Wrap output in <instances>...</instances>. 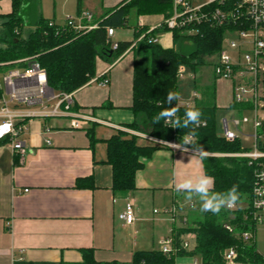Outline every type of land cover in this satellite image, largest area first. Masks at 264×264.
<instances>
[{
    "label": "crops",
    "instance_id": "1",
    "mask_svg": "<svg viewBox=\"0 0 264 264\" xmlns=\"http://www.w3.org/2000/svg\"><path fill=\"white\" fill-rule=\"evenodd\" d=\"M38 1L33 18L26 15V33L31 29L30 22L39 16L63 24L68 14L79 22L81 13L88 12L93 15L92 21L84 22L92 23L123 0H99L105 10L100 17L89 11L83 0H52L49 11ZM11 10L12 0H0V29L2 16ZM57 18L64 20L58 22ZM164 19L160 13L137 15L133 39L140 28L157 27ZM117 33L114 28L112 41L128 40ZM165 34L160 33L158 41L164 47H175L172 33ZM135 55L129 49L112 63L97 59L96 75L72 93V103L76 106L72 113L89 116L80 120L79 126H75L72 113L18 120V139L26 149L23 155L15 151L9 137L0 140V264H14L17 260L79 262L82 248H93L99 261L131 262L134 252L161 249V241L171 236L173 227L188 224L182 220L188 221V211L194 207L195 199L187 202L183 194L176 192L175 184L188 176L206 174L203 156L208 153L181 147L177 141L159 144L151 139L155 137L127 127L135 119L131 109ZM6 66L9 65L0 64V99L7 100L12 108L42 112L55 109L58 93L51 90L48 95L29 102L11 99L2 76L10 70L24 68ZM106 72L110 82L101 86L98 81ZM232 79L219 78L214 94L194 89L193 100L186 97L183 103L179 90L178 104L208 102L219 108L222 106L218 101L222 99L224 106H230L236 85ZM92 127L97 138L94 145L87 133ZM119 130L137 135L141 145H160L144 159L133 190L112 189L106 141ZM89 177L94 187L77 186L79 180ZM130 200L134 202L135 220L126 224L119 215ZM185 238L193 242L191 235ZM195 262L201 264L197 258L180 257L176 264Z\"/></svg>",
    "mask_w": 264,
    "mask_h": 264
},
{
    "label": "trees",
    "instance_id": "2",
    "mask_svg": "<svg viewBox=\"0 0 264 264\" xmlns=\"http://www.w3.org/2000/svg\"><path fill=\"white\" fill-rule=\"evenodd\" d=\"M28 1L12 0L11 12L2 16L0 64L26 68L30 62L36 61L45 70L47 83L55 93H73L96 75L98 58L112 63L132 49L136 54L131 106L135 119L127 127L184 145L183 137L192 131L191 128H173L165 120L154 123L153 118L162 110L172 107L178 109L176 116L181 119L186 109H198L201 122L205 121L206 124L194 128L192 142L187 146L213 153L203 156L205 173L214 177L212 190L224 193L236 186L239 199L235 208L225 207L219 213L201 212L192 219L191 224L173 227V252L165 253L161 249L138 250L134 252L131 262L99 261L94 256L93 248H82V259L79 262L32 263L17 260L14 264H176L180 257L197 258L201 264H228L225 253L229 248H234L237 253L234 259L236 263L264 264V256L257 251L254 237L247 239L243 235L244 232L254 234L260 222L252 207L255 165L246 157L215 155L249 149L238 136L228 140L217 132V105L208 102L180 105L178 101L169 105L166 102L168 92H179V66L184 65L196 71L204 63L202 56H213L221 52L224 34L234 31L235 26L203 22L192 34L181 28L168 29L162 26L147 32L149 27H143L135 32L133 40H120L117 48L113 49L108 27L127 26L128 14L132 8L137 15L160 13L166 18L172 12V0H123L92 22L96 27L91 29H76L66 22L60 24L39 16L30 22L31 29L26 33L25 6ZM143 32H146L144 38L138 40ZM163 32L172 33L175 47H164L159 41L152 40ZM238 105L240 104L232 102L231 106ZM61 106L64 107L65 103ZM69 109L75 110V104L71 103ZM87 133L94 145L97 138L93 127ZM138 140L137 135L119 130L106 141L113 190L135 189L136 174L144 167V159L160 147L157 144L141 145ZM77 186L95 185L89 177L79 180ZM225 224H231L233 230H228ZM187 235L192 236L193 242L186 240ZM184 242H188V246L184 247Z\"/></svg>",
    "mask_w": 264,
    "mask_h": 264
},
{
    "label": "built area",
    "instance_id": "3",
    "mask_svg": "<svg viewBox=\"0 0 264 264\" xmlns=\"http://www.w3.org/2000/svg\"><path fill=\"white\" fill-rule=\"evenodd\" d=\"M172 0V12L166 17L157 27H166L168 29H185L187 33L192 34L196 32L198 25L203 22H212L218 24H230L235 26L234 31L243 38L252 37V49L244 55L245 62L241 61L236 65L232 63L231 56L226 49H222L219 53V59L214 67V72L219 78L230 79L238 72L241 77L246 73L250 74L252 84L235 85L233 92V101L236 103H253L256 111L254 118V127L256 129L255 141L252 149L238 153H216L217 156H237L246 157L250 159V163L255 165L254 184L252 207L255 211V217L262 222L264 220V141L261 139L260 130L263 129L264 120L259 116L257 107L258 89L257 83L259 81L260 64L264 63V39L259 32V29L264 26V0ZM81 21H75L74 16L68 15L65 21L68 25L76 29H91L96 27L95 24L85 23L91 22L93 15L88 12L81 13ZM149 28L147 32L154 28ZM108 36L111 38L114 34V28L108 27ZM146 32L140 34L138 40L144 38ZM159 37V36H158ZM158 37L152 39L158 41ZM112 48L115 49L118 43L112 41ZM230 48L237 49L241 47L235 40H230ZM120 58V57H119ZM185 72V66L180 65L178 68V76L182 77ZM2 81L9 90L11 99L32 101L37 96L48 95L50 87L47 83L46 72L36 62H30L29 66L21 69H13L3 74ZM110 82L108 72L104 73L102 78L98 81L101 86H107ZM251 95L246 98V95ZM59 103L51 112L30 111L20 108H12L8 101L0 99V140L3 138H10L15 151L23 155L26 152L24 143L18 139L19 126L18 120H24L33 116H41L44 114H58V113H72L69 109L72 103V93L58 94ZM65 103L62 107L61 104ZM75 115V126H79L80 120L88 119L89 116L72 113ZM246 120V119H244ZM167 122V121H166ZM169 123V122H167ZM202 125L206 122L202 121ZM235 125L240 124V120H234ZM223 136L228 140H233L237 135L229 129L228 121L224 120V134ZM151 138L150 136H148ZM159 144H168L165 140L151 138ZM49 143V140H47ZM174 147L175 143L172 144ZM181 147H188L181 145ZM207 154V153H206ZM208 153L207 155H212ZM232 208H235L232 207ZM156 211V210H155ZM120 219L126 224H131L135 220L134 202L130 200L125 207V210L119 215ZM187 223V218L182 220ZM225 227L232 231L231 224H225ZM245 238L252 237L250 232L243 233ZM161 250L165 253L173 252V237L169 236L161 241ZM188 246V242H184V247ZM237 253L234 248H229L225 253V258L228 263H234ZM194 264H198L195 262Z\"/></svg>",
    "mask_w": 264,
    "mask_h": 264
},
{
    "label": "rangeland",
    "instance_id": "4",
    "mask_svg": "<svg viewBox=\"0 0 264 264\" xmlns=\"http://www.w3.org/2000/svg\"><path fill=\"white\" fill-rule=\"evenodd\" d=\"M202 1L199 0L196 3L199 4ZM40 2L38 0H29L28 6L26 7L25 15L33 14L34 10L39 7ZM41 4H43V8L47 11L50 10L53 1L52 0H41ZM83 5L92 13H95L97 17H100L101 11H105L99 0H83ZM74 9V8H73ZM72 15V14H68ZM67 16V15H66ZM129 21L127 26L115 28L117 34L123 38L131 40L133 39V27L137 23V14L134 8L129 11L128 14ZM33 18V16H32ZM33 20V19H32ZM64 18H57V21H63ZM263 39H264V26L259 29ZM167 32H164V34ZM165 34V35H166ZM164 36V35H163ZM163 38V37H162ZM235 40L238 44H241V47L237 49L230 48L229 42L230 40ZM252 37L243 38L239 36L235 32L227 31L224 34L223 38V49H226L229 55L231 56L232 63L238 64L240 61L242 63L245 62L244 55L248 52H251L252 49ZM204 63L201 64L196 71H192L188 67H185V72L182 77H179V90L181 91V103H183V98H191L193 100L194 89H198L199 91H206L207 94H214L216 86L219 84V77L214 72L215 64L218 60V54L213 56H202ZM1 77V74H0ZM232 81H235L236 85H249L252 84L250 74L246 73L244 77H240L237 72ZM258 89V98H257V107L258 114L264 120V63L260 64V73H259V81L257 83ZM213 95L210 97L212 98ZM251 95H246V98H250ZM219 104L222 107H219L216 113V125L217 132L221 135L224 134V120L228 121V127L232 130L242 141L243 145L248 149H252L255 141L256 129L254 127V118L256 111L252 106L253 103L247 104L243 106L240 104L238 106H224L225 102L222 99H219ZM245 104V103H244ZM246 119V120H244ZM234 120H240L239 125L234 124ZM261 139L264 141V126L261 129ZM210 153V152H207ZM222 154V153H221ZM225 154V153H224ZM227 156V155H226ZM200 210V202L198 199L194 201V207L188 211V224L192 223V219L201 214ZM254 241L256 243L257 251L264 256V222H259L254 234ZM228 264H240V263H228Z\"/></svg>",
    "mask_w": 264,
    "mask_h": 264
},
{
    "label": "clouds",
    "instance_id": "5",
    "mask_svg": "<svg viewBox=\"0 0 264 264\" xmlns=\"http://www.w3.org/2000/svg\"><path fill=\"white\" fill-rule=\"evenodd\" d=\"M179 99V95L175 92H168L166 95V102L169 105ZM177 111L178 109L175 107L164 109L153 118V122L159 123L161 120H165L173 128H191L192 131L183 137L184 145H188L192 142L194 128L201 124V113L198 109L188 108L181 119L176 116ZM213 187L214 177L207 174L188 176L175 184L176 192L183 194L187 202H192L194 199L199 200L202 212L219 213L225 207L232 208L236 205L239 199L236 186L224 193L214 192Z\"/></svg>",
    "mask_w": 264,
    "mask_h": 264
},
{
    "label": "water",
    "instance_id": "6",
    "mask_svg": "<svg viewBox=\"0 0 264 264\" xmlns=\"http://www.w3.org/2000/svg\"><path fill=\"white\" fill-rule=\"evenodd\" d=\"M50 90H51V92H53L54 90L50 87Z\"/></svg>",
    "mask_w": 264,
    "mask_h": 264
}]
</instances>
